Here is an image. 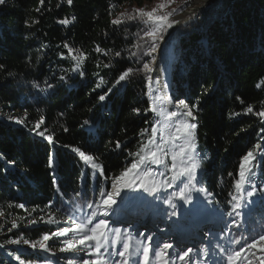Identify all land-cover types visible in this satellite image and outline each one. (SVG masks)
<instances>
[{
    "label": "trees",
    "instance_id": "1",
    "mask_svg": "<svg viewBox=\"0 0 264 264\" xmlns=\"http://www.w3.org/2000/svg\"><path fill=\"white\" fill-rule=\"evenodd\" d=\"M148 1L73 0L69 5L67 0H5L0 4V264L80 261L83 252L51 257L29 246L44 234L74 228L93 212L94 221L100 219L101 191L110 192L114 178L139 159L134 154L147 143L155 124L150 110L151 72L137 71L125 81L117 80L127 68L139 70L145 62L151 67L160 40L144 35L151 25L142 20L120 25L111 21L121 13L134 15ZM65 19L70 23H59ZM132 52L137 55L131 56ZM81 53L85 59L77 68L72 56ZM169 80L174 105L180 100L189 107L196 105L194 120L180 119L197 125L198 181L223 212L221 230L210 231L208 238L224 250H237L240 245L233 241L242 244L247 237L264 233V192L260 191L264 189V118L255 114L264 111V0H213L196 18L183 22L173 37ZM105 93L106 99L99 101ZM249 106L253 113L245 114ZM41 117L44 123L37 129ZM38 131L51 136L53 143ZM73 149L94 160L84 161ZM248 151L257 157L251 182L244 185L248 191L255 186L252 197L234 187L241 157ZM91 163L100 168L93 170ZM161 197L163 202L170 198L163 210L170 217L175 199L166 192ZM234 197L241 207L229 215ZM89 202L92 208L87 207ZM21 204L23 208L17 207ZM28 214L37 220L32 226L21 221ZM49 217L59 223L42 222ZM73 233L69 232V239ZM107 234L110 240L115 238L113 231ZM53 239L48 243L52 251L68 241L67 236ZM209 254L205 249L202 260ZM248 254L246 249L244 255Z\"/></svg>",
    "mask_w": 264,
    "mask_h": 264
},
{
    "label": "snow or ice",
    "instance_id": "2",
    "mask_svg": "<svg viewBox=\"0 0 264 264\" xmlns=\"http://www.w3.org/2000/svg\"><path fill=\"white\" fill-rule=\"evenodd\" d=\"M44 0H40V3H43ZM170 2V0H168ZM5 0H0V4H4ZM67 3L71 5L73 3V0H67ZM167 6L166 2H162L157 6L151 9V11H146L144 9H136L135 14L133 15L131 12H125L121 13L120 17L114 19L111 21L113 25H120L125 22V20H142L145 23L151 25V27L144 31V35L148 36L150 38L156 39L159 38L158 34L161 31V29L165 28H171L174 23H178L176 21H170L169 17L172 15V12L164 13L163 9ZM112 6L110 5V8ZM39 10V9H37ZM123 17L124 19H121ZM73 19H75L73 17ZM59 23L61 24H68L70 23L69 20H60ZM143 37H141L142 39ZM65 48H68L69 46L67 44L64 45ZM153 49L155 48V44H152ZM78 51V50H76ZM96 51L100 52L102 51L100 48H97ZM73 52V49L69 48V55L71 56ZM150 55L151 53H147ZM116 56H119L120 53H115ZM137 54L135 52L131 53V56H136ZM72 59L77 61V68H79L80 63L83 62L85 57L81 53L80 56H72ZM107 66V65H106ZM0 68H3V65H0ZM77 69H73V71H76ZM144 72L148 73L152 71V68L149 66L147 62L143 64L142 69H133V68H127L125 69L120 76L118 77L117 83L121 81H125L130 75H132L134 72ZM83 75V73H81ZM64 77H61V80H63ZM99 87V85H97ZM33 87H38L37 85H33ZM49 88L52 87V85H48ZM259 87V85H258ZM43 91V89H41ZM107 93L104 95H100L98 97L99 101L103 102L106 99ZM239 99V97L237 98ZM162 98L159 96H156L153 100V106L150 108L151 111L156 112L155 103L161 102ZM177 108H183V112H171L167 115L166 119H171L173 117H177L178 119L175 121L174 124L171 125V130L166 131L163 127H158L157 124H153L151 126V135L148 138L147 143L141 144L140 149L137 153L134 155L138 156L139 159L137 161H134L130 167L125 169L124 172L121 173V175L117 178H114L113 181V188L115 189L113 192H105L101 191V205L105 209H110L112 205L115 203V200L112 199L113 196L119 195L121 191V186L124 188L130 187L132 185H136L137 187L143 189L144 191L151 193H156L159 190V187H162V185H159L158 182L155 180L153 176V170L151 168V165L154 164H161L162 161L159 158V153L161 151H164L165 155H168V152L162 148V145H167L168 143H175L178 140H184V143L179 145L177 150L174 151L171 154V166L169 167V171L173 173L172 177L167 181V187H172V181L178 180L180 184H183V187H178V191L172 193L171 195H174L178 198H181L184 200L185 203L191 201V196L186 195V189L188 188V185H194L198 183L197 178V169L200 167V165L197 163L196 156H195V149H196V143H195V129L197 128V125L195 123L190 122L189 119H179V117H186L190 118L191 120H194L195 117L193 115L192 108H195L196 105H192L189 107V105L184 101L180 100L178 101ZM134 112H138L139 109H133ZM253 113V109L251 106L246 108L245 114H251ZM163 114V113H161ZM257 116L264 118V111H259L255 113ZM233 115H237L236 113H233ZM15 119V118H11ZM17 123H22L21 120H16ZM44 123V118L41 117L40 120L36 124V128L38 129L41 124ZM85 124H88L89 121H85ZM67 131V129H65ZM148 130H142L143 132H147ZM37 135L42 136L44 139H46L49 143H53V138L51 136H45L44 132H37ZM116 147H120L119 143H117ZM257 149L260 148L259 145L256 146ZM73 151L78 152L79 156L86 162H91L94 160V157L90 155H86L84 152L80 151L79 149H73ZM177 157L181 158V162L183 167L181 170L177 171V164L176 160ZM187 157V160L185 161L183 158ZM256 160L257 157L253 151H248L244 156L241 157V163L239 165V170L237 173L238 179L234 182V187L236 190L239 191H246L247 196L252 197L255 195V186H253L252 191H248L244 188V185L246 183L251 182L252 178V170L256 166ZM91 168L93 170H96L100 168V166L96 163L90 164ZM48 167L52 168L54 167V161L51 157V154L49 156L48 160ZM101 175H103V171L101 169ZM160 175H164L163 173H160ZM231 175V173L229 174ZM54 184L57 182L54 180ZM119 185V186H118ZM261 192H264V189H260ZM79 195V193H78ZM235 200V203L232 205L233 212L229 213V215H232L236 212L237 209L241 207V203L239 200H236V198H233ZM165 203H170V198L165 199ZM92 203L89 202L87 204L88 208H92ZM17 207L23 208L24 205H17ZM35 210V209H33ZM82 211V209H78ZM174 214V213H173ZM96 213L93 212L91 216H85L81 220L80 223H76L74 228H64L60 231L53 232L51 235L44 234L42 237V240L38 242L40 249L47 251L48 246L46 244L47 241L52 239L53 237H63L67 236L69 232H74L77 235H79V239L77 241H66L65 246L60 249L61 252H79L83 249H91L90 255L95 256L96 259L94 260H68V264H108V262L105 260V257L102 254V249L105 248V243H111L113 246V250L109 252V255H115L118 256L119 260H113L111 261V264H129V256H130V243L127 238L123 240L122 248H115V245L120 242L121 237V230L119 228L113 229V233L115 235V238L109 240V237L107 235L108 233V221L105 219H97L94 221V217H96ZM104 216L108 215L107 211L103 212ZM36 220H32L29 223H36ZM50 224L59 223V221L52 219L49 217V219L46 221ZM235 223V221H233ZM91 225V227L89 226ZM13 227H16L15 224H13ZM127 235L126 233L124 234ZM142 235V234H141ZM146 239L148 241H151L153 239L152 236H147ZM234 243L240 245L237 250H233L227 254L226 257V264H241V262L246 261V264H253V258L256 256V253L251 252L253 248L256 247L258 242H264V233L257 234V236H249L247 237L244 242L241 244V241H233ZM8 243L12 244H18V240H9ZM25 244H28L29 241L25 240ZM138 244L141 242H137ZM31 247L35 249L37 247L36 243L31 244ZM172 245L165 243L163 247L159 244H156L155 246L150 245H143L142 246V252H143V262L142 264H150V253L154 254V256L160 260L161 264H170V259H166L165 257H170L171 254L166 253V249L171 248ZM249 250L248 255H244L245 250ZM227 251V250H226ZM260 251L264 252V244H261ZM192 252V249H188V251L184 252H178L175 253V257L178 258L181 261H184L186 257L189 258V264H192L190 253ZM223 259V257H221ZM21 264L23 262L21 261ZM213 264H219V261H214ZM259 264H264V259L259 260Z\"/></svg>",
    "mask_w": 264,
    "mask_h": 264
},
{
    "label": "rangeland",
    "instance_id": "3",
    "mask_svg": "<svg viewBox=\"0 0 264 264\" xmlns=\"http://www.w3.org/2000/svg\"><path fill=\"white\" fill-rule=\"evenodd\" d=\"M212 1L213 0H170V2H168V0H163V2H166L167 4V6L163 9V12H172V15L169 17L170 21H176L178 23L186 19L189 21L196 18L202 12V10H204L205 7ZM161 2L162 0H149L142 6L141 9L151 11V9L157 7ZM195 7H199L201 9L198 13H195L194 16H192L193 13L190 12ZM182 23L183 22H181L178 27ZM176 26L177 23H174L171 28L161 29L158 34V40L160 41L157 44V48L154 52L153 60L151 62V87L154 99L156 96L163 98V94L167 92V84H165L164 82L166 86L163 87H160L158 85L160 83H158L159 81L154 78L155 74L153 65L155 64V60L158 59L159 51L162 49L163 45H166L169 51L172 53L173 37L176 29L178 28ZM169 59H171V57L166 60V67L169 66ZM169 99L170 108L168 106L164 108V106L168 104H165L161 108L159 106V102H156L154 105L156 108V112H154L155 124H157L158 127H163L166 131H170L171 125L174 124L178 119L177 117H173L174 119L172 121H164L163 119H159V114L161 111V113L176 112V105H174L171 97ZM183 143L184 140H178L175 143L170 142L167 145H162V148L168 152V155H165L164 151H161L159 153V158L162 163L151 165L155 180L159 185H162V187H159V190L156 193L150 194L149 192L144 191L136 185H132L127 188L121 186L120 194L112 197V199L115 200V203L112 205V207L110 209H105L102 206L100 207L99 218L108 221V233H110L115 228H119L121 232H125L128 234L127 237H123V235H121L120 242L115 245V248H122V243L125 238L129 240V243L131 242L130 256L128 257L129 264H142L143 245L155 246L156 244H159L162 248L165 243L172 245L171 248L165 250L166 253L171 254L170 257H165L166 259H170V264H189L188 257H186L184 261H181L175 257V253L188 251V249H192V252L190 253L192 264H213L214 261H219V264H226V257L230 250H224L221 245L210 242L208 238V234L210 231L221 230L219 227V223L223 219V212L214 207V205L212 204L211 196H209L206 191L202 189L199 182L192 186L188 185V188L186 189V195L191 196V201L185 203L183 199L172 195L175 201L173 207L171 208L170 217H166L165 212H163L166 205L164 204L161 195L163 196L165 192L172 194L178 191L177 185H179L180 187L184 186L183 184H180L178 180H175L172 181L171 188L167 187V181L173 175V173L168 170L172 163L170 158L171 154L177 150L179 145ZM195 156L197 160L198 154L196 149ZM183 159L186 161L187 157H184ZM176 164L178 166L177 171L181 170L183 165L180 157H177ZM160 173H163L164 175H160ZM198 174L199 172L197 169V177ZM114 190L115 189L112 187L110 192H113ZM198 199H202V201L196 204V202H198ZM193 204L197 205L196 208L199 209L200 213H202L203 210H207L208 213L204 216L198 214V218L196 219L200 223L198 224L196 222L194 227L190 228L191 231L188 230L187 232V220L189 219L188 212L193 210ZM104 211L108 212L107 216L103 215ZM242 211L245 212L244 209ZM130 216L134 217L131 218ZM31 218V214H28L21 221L23 222L28 220L27 225L32 226L35 223L33 224L29 222L36 219ZM51 218L54 219L53 217ZM47 220V218H44L42 222L45 224H50L46 222ZM107 235L110 240V235ZM147 236H152L153 239L151 241H148L146 239ZM53 238L46 242L47 246L50 241H54ZM79 238V235H77L76 233L71 234L70 239L69 235H67L68 241H73V239L77 241ZM41 240L42 239H40L39 241ZM138 241L141 243L138 244ZM38 242L36 243L37 247L35 249L29 246L30 250H32L33 252L44 253L45 255H49L51 257H55L56 254L62 253L60 251L61 248L52 251L49 249V246L48 250L44 251L40 249ZM261 244H264V242H258L256 247L253 248L255 252L258 253V257L256 260H253V264H259V260L264 259V252L260 251ZM205 249H207L210 253V257L202 261L201 256ZM112 250L113 246L111 245V243H105V248L101 250L108 264H111V261L113 260L120 259L118 256L109 255V252H111ZM79 252H83L80 254L81 260L96 259L95 256L90 255L91 249H83ZM79 252L72 253L78 254ZM221 257H223V259H221ZM150 264H161V262L154 256V254L150 253Z\"/></svg>",
    "mask_w": 264,
    "mask_h": 264
},
{
    "label": "bare ground",
    "instance_id": "4",
    "mask_svg": "<svg viewBox=\"0 0 264 264\" xmlns=\"http://www.w3.org/2000/svg\"><path fill=\"white\" fill-rule=\"evenodd\" d=\"M200 9L201 8H199V7H195L191 12L192 13H196L197 11L199 12L200 11ZM165 44V43H164ZM170 51H169V49L167 48V46L166 45H163V47H162V49L159 51V56H158V59H157V61H156V65H155V68H154V78L155 79H157L159 82L158 83H160V84H158L160 87H163V86H166L165 84H167V80H168V75H169V68H170V59H169V66H167L168 67V69H167V67H166V60L168 59V58H170L171 57V55H170ZM156 82V81H155ZM164 82H165V84H164ZM167 92H165L164 94H163V98H162V100H161V102H159V106L162 108L165 104H168V105H165L164 106V108H166L167 106L169 107V98L167 97ZM159 107V108H160ZM170 108V107H169ZM162 112V111H161ZM161 112H160V114H159V116H160V120H164V121H172L174 118H171V119H166V117H167V115L169 114V112H166V113H163V114H161ZM171 123V122H170ZM170 129H171V127H170ZM198 178V177H197ZM192 186V185H191ZM193 188V187H192ZM192 194V193H191ZM195 194H196V192H195ZM203 198V197H202ZM202 201V199H198V202H196V204L197 203H200ZM196 204H193V206H194V208H193V210L192 211H190V212H188V218L190 219H188L187 221H188V223H187V225H188V228H187V232H188V230H190V228H192V227H194V225H195V223L197 222L198 224L200 223L199 221H197V219L196 218H198L197 216H198V214H200V215H206L208 212H207V210H203V212L202 213H200L199 212V209L198 208H196L197 207V205ZM211 215V214H210ZM131 218L132 217H134V216H130ZM201 219V218H200ZM210 219V218H209ZM191 231V230H190Z\"/></svg>",
    "mask_w": 264,
    "mask_h": 264
},
{
    "label": "water",
    "instance_id": "5",
    "mask_svg": "<svg viewBox=\"0 0 264 264\" xmlns=\"http://www.w3.org/2000/svg\"><path fill=\"white\" fill-rule=\"evenodd\" d=\"M190 13H192V12H190ZM196 13H198V11L196 12ZM194 14L195 13H193L192 14V16H194ZM186 22V21H188L187 19L186 20H182L181 22ZM181 22H179V23H177V26L176 27H178V25L181 23ZM175 27V28H176ZM156 61H157V59L155 60V64L153 65V69H154V67H155V65H156ZM170 69V68H169ZM169 82H170V80H169V75H168V80H167V94H168V97L170 98L171 96H170V85H169Z\"/></svg>",
    "mask_w": 264,
    "mask_h": 264
}]
</instances>
